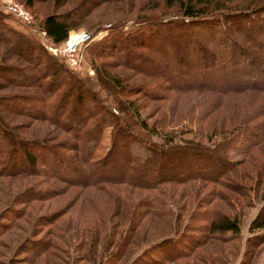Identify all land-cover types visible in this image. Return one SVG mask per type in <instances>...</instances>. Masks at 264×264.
<instances>
[{"label":"rangeland","instance_id":"374dc122","mask_svg":"<svg viewBox=\"0 0 264 264\" xmlns=\"http://www.w3.org/2000/svg\"><path fill=\"white\" fill-rule=\"evenodd\" d=\"M211 1L207 8L223 13L220 18L208 14L206 24L181 25L178 0H33L30 7L25 0H0L5 26L30 36L81 80V88L69 89L61 103L65 74L38 78L43 65L52 69V60L32 49L35 44L18 51L0 40L1 152L12 148L8 132L17 140L13 159L0 152V264H264V228H250L264 208V10L258 12L264 0H217L219 8ZM74 9L67 38L52 43L39 20ZM83 32L89 37L74 40L78 65L71 67L64 48ZM250 54L254 66L242 65ZM212 57L218 63L204 76L195 64L209 65ZM251 68L258 71L254 78L247 73ZM19 73L30 79L22 81ZM53 79L57 88L46 96ZM79 91L81 105L75 100ZM92 95L119 110L114 125L124 133L165 148L198 147L229 168L214 180L194 177L148 188L82 185L74 134L76 122L93 128L102 114L88 100ZM71 108L80 110V120L59 114ZM113 132L110 124L102 127L93 156L104 155ZM124 141L131 140L118 143ZM17 144L45 162L53 155L34 146L52 149L61 166L37 161L29 168ZM223 215L237 218L238 231L207 232L206 223Z\"/></svg>","mask_w":264,"mask_h":264},{"label":"trees","instance_id":"16d2710c","mask_svg":"<svg viewBox=\"0 0 264 264\" xmlns=\"http://www.w3.org/2000/svg\"><path fill=\"white\" fill-rule=\"evenodd\" d=\"M57 1L58 0H54L55 3ZM32 2L33 0H25V5L27 7H30ZM193 2H190V0L189 2H183L182 0H178V8L181 12V15L184 17H182L181 19H179L180 21H178V23L181 22V25L189 23H198V21L200 20L201 23L205 22L204 24H206L207 22H209V20L205 19L207 18L208 14L213 16H219V18L223 15V13L215 15L210 11V9L207 8V6H210L212 4L211 0L204 1L203 4H205V6L199 5L200 7ZM213 2L216 3L214 7L219 8L218 1L213 0ZM214 7L212 9H214ZM262 10L264 9L261 8L260 10H258V12ZM75 11L76 10L74 9L64 13H47L43 15L39 20V28L45 33V35L50 39L52 43H59L67 38L68 31L72 28L73 24L71 23V19L75 16ZM4 17L5 15H2V12H0V28H2L0 32L4 29L9 34L7 36L0 33L1 41H4L5 44H9V48H14L18 51H21L23 47H30L32 46V44H35L34 48L32 49H39L45 57L50 58L52 60V65L50 64V66H52V69H49L51 67L47 65H43L41 67V71L39 72L41 74L38 75V78L42 79L48 75L53 78L54 75L58 76L60 72L65 74V76L68 78V89L64 91V93L62 94L63 96L61 98H58V101L63 103V101L66 99V96L70 95L69 92L71 90L69 89L77 90L78 88H81V86L78 87L77 84L81 81L79 78L69 73V70L61 68L59 63H55L53 58L50 57L48 54L44 53L43 48L36 42L34 43L33 39L30 36H27L24 33L11 28L10 26H5L4 24L6 22L4 20ZM214 19L217 20V17H215ZM214 19L211 21L214 22ZM170 20H168V22H170ZM157 22L164 24L163 22H165V20L159 18L157 19ZM149 31L151 33L152 29H149ZM11 36L15 37L16 41ZM189 45L190 44H188L187 47ZM32 49L30 48V50ZM122 50L124 49H121L120 51ZM124 52L126 56H128L126 50H124ZM25 55L27 56L26 58L30 60L28 57L29 53ZM213 59L214 57H212L211 61L209 62V65H207L208 63H204L201 60V63L198 62L197 64H195V66L198 68V70L202 71L204 76H206L205 74L208 73L207 68H209L211 65H213L212 67H215L214 65L218 63L217 61H213ZM243 59L244 62H241V64L243 65L245 62H247V65L250 67L254 66L256 62L255 56H252L251 54L247 57V59ZM124 61L125 63L128 62L126 59H124ZM94 68L96 70V67ZM1 69L0 74L5 72ZM4 69L7 71L14 70L15 73H13L15 75H18V69L14 67L5 66ZM103 70L105 72V75L106 73L108 74V72L105 70V66H103ZM97 71L101 72L100 69ZM255 72H258L257 69L253 70L251 68L247 71L248 75H252L253 78L254 74H256ZM19 74L21 75L20 78H22V81H27L30 79V76H24V74L22 73ZM107 77L108 80H111L112 83L116 85L115 82L117 81V79L110 78V76ZM53 81L54 79L49 82L50 84L45 92L46 96L54 94V89L57 88V85L56 87H53ZM247 83V80L242 81L238 83V86H240L241 84L243 87L244 84ZM71 85L72 87L70 88ZM81 99L82 92L79 91L78 94L75 96L77 104L81 102ZM88 100L94 102V109L99 107L102 110V114L97 119L96 124L93 128H84V121L80 120V110L78 111L77 109L75 110V108H71V110H68L67 113L59 112V114H62L61 116H63V119L65 120H80L79 122H76L78 124V131H76V134H74V136H76L77 138V144L75 146L77 156L75 161L81 165H79V172L82 175V185L95 184L96 182H121L127 183L132 186L148 188L154 187L157 183L164 181H184L188 178L194 177H201L207 178L209 180H214L217 179L224 172V170L229 168L228 166H223V161H219V159H216L215 157L212 158V155H209V152L200 150L198 149V147L189 148L188 146H173L170 148H165L164 146H157L143 142L140 138L137 137L135 133H124L122 131L123 128H119L118 126L114 125L117 122L115 117L118 115L119 112L116 107L109 106L108 104H103V100L101 102L98 101L94 97V95H92ZM99 103L102 106H100ZM79 105H81V103ZM55 117H57V115ZM107 118H109V121L107 120ZM56 119L57 118H55V121ZM107 124H110L115 128V133L113 132L110 146L104 153V155L95 157L93 155L94 151L97 148L96 142L99 139L102 127ZM0 131H4L1 125ZM8 134L10 136L8 141L11 144L12 148L10 149V152H7L6 150L1 152L0 149L1 154H5V156L3 157L4 160H8V158L13 159L10 153H13L14 151L16 152V149H14L15 147L12 145V141L17 142V140L12 135H10V132H8ZM3 136L5 137V135H2V137ZM120 138H123V140H127L128 138L131 141L130 143H128V141H124V143L119 144L118 140ZM17 145L19 147L20 154L23 157V160L26 162L29 168L34 167L37 161L42 163L44 167L45 165L49 167L61 166L59 161L60 157L57 156L56 152L52 149L51 151H49L44 150V147L42 146H34V148H41L44 152H46L47 155H53V157H51V161L45 162L44 160H39L40 157L37 158V156L29 149H27L25 145ZM117 146L120 147V150L117 149ZM134 146L138 147V151ZM121 149L123 150L121 151ZM99 167L100 171L96 172L97 170H99ZM52 172L58 177L60 176L59 173H57L56 169H54ZM62 176L64 177L63 180L67 182H71L70 180H73L72 178L68 177V175ZM206 224L207 232L210 233L218 234L227 231H238L237 218L230 217L227 215H223L219 219H212ZM250 228H264V208L251 220Z\"/></svg>","mask_w":264,"mask_h":264},{"label":"built area","instance_id":"2783aa9c","mask_svg":"<svg viewBox=\"0 0 264 264\" xmlns=\"http://www.w3.org/2000/svg\"><path fill=\"white\" fill-rule=\"evenodd\" d=\"M6 5H8L9 8L16 10L18 12V14L23 19L26 18L24 12L20 8H18V10H17V8L13 6V4L8 3V2H6ZM80 36L82 39L81 38L78 39L79 41L88 38L89 34L83 32ZM77 51H78V44L76 43V41L75 42L73 41L71 43L66 44V46L64 48V53H65L64 56H65L68 64L71 65V67H76L78 65V57H76Z\"/></svg>","mask_w":264,"mask_h":264},{"label":"bare ground","instance_id":"6f19581e","mask_svg":"<svg viewBox=\"0 0 264 264\" xmlns=\"http://www.w3.org/2000/svg\"><path fill=\"white\" fill-rule=\"evenodd\" d=\"M71 39H72L73 41H74V40H77V39H79V36H78V35H73Z\"/></svg>","mask_w":264,"mask_h":264}]
</instances>
